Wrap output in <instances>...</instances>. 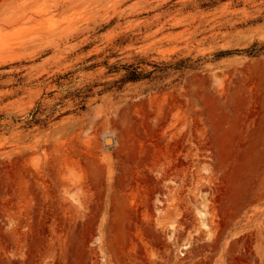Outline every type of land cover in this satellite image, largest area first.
I'll return each mask as SVG.
<instances>
[{
	"label": "rangeland",
	"instance_id": "rangeland-1",
	"mask_svg": "<svg viewBox=\"0 0 264 264\" xmlns=\"http://www.w3.org/2000/svg\"><path fill=\"white\" fill-rule=\"evenodd\" d=\"M0 264H264V0H0Z\"/></svg>",
	"mask_w": 264,
	"mask_h": 264
},
{
	"label": "trees",
	"instance_id": "trees-1",
	"mask_svg": "<svg viewBox=\"0 0 264 264\" xmlns=\"http://www.w3.org/2000/svg\"><path fill=\"white\" fill-rule=\"evenodd\" d=\"M243 51H235V52H225L223 53L222 55H229V54H233V53H241ZM260 51H257L255 49H253L252 51H250V54H257L259 53ZM113 69H116V68H113ZM127 74L126 76L122 79V82H125V81H130V82H137V81H140V80H143V79H146V78H149V76L152 74V73H145L143 72L140 67H135L133 65L131 66H128L127 68H125Z\"/></svg>",
	"mask_w": 264,
	"mask_h": 264
}]
</instances>
